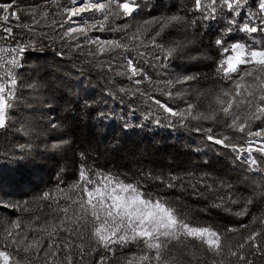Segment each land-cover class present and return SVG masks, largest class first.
Segmentation results:
<instances>
[{"label":"snow or ice","instance_id":"snow-or-ice-1","mask_svg":"<svg viewBox=\"0 0 264 264\" xmlns=\"http://www.w3.org/2000/svg\"><path fill=\"white\" fill-rule=\"evenodd\" d=\"M57 9L51 23L64 29L62 38L79 41L83 38L95 46L92 55L115 53L122 57L118 75L131 80L134 85L147 82L148 89L137 87L139 94L152 101L168 119L179 118L181 121L192 118L207 121L210 125H219L217 132L213 126L198 127L197 131L206 133L205 139L228 149L232 154L229 167L239 175L230 180L217 173L208 159L201 162H189L184 168L167 175L153 177L151 173L141 180L159 181L167 190H177L180 196L168 199L163 193L153 192L141 180L129 179L127 176L104 172L87 163V157L81 161L77 179L68 189L59 184L54 191L44 192L40 200L50 201L47 205L49 217L42 224L40 216H34L24 222L20 218L12 221L10 226L0 231V264H32L31 260L22 262L9 251L14 247L17 252L32 253L42 260V264H85V257H90L87 264H108L111 259L104 253L116 257L117 250L135 247L143 254L131 257L121 255L117 259L124 264H171L165 259V253L171 246L189 247L188 255L193 256L198 249L210 253L212 264H225L224 256L235 258L246 264H254L250 257L264 258V0H193L190 11L200 14L204 21L217 19L218 13L226 15L223 30H218L214 40L219 57L215 60L213 73L208 79L216 84V90L209 88L207 94L211 101L203 111H196L198 103H187V107L174 109L157 99L152 93L160 91L169 97H181L182 90L171 89L177 84H188L197 80L196 75L176 76L175 79L154 80L146 69L137 65L133 58L124 53H131L140 46L161 49L153 55L162 69L169 68L165 61L170 60L177 49L184 45L173 42L166 47V31L176 24H196L187 14L160 15L144 21L135 27L128 39L132 45L120 39H100L91 37L94 31H119L127 33L129 24L113 26L112 21L132 17L140 9L137 0H49ZM41 5L25 13L32 23H20L19 12L22 11L15 0L0 2V129L10 124L12 111L16 106L20 70L24 67V55L30 44L23 43L14 34L13 27L27 28L34 32V25L41 19L47 21L49 11H40ZM39 15L40 19H37ZM59 16L60 19H56ZM111 18V19H110ZM10 20L16 21L13 26ZM68 25L67 27H65ZM146 25L155 28L149 34ZM243 34L237 36L234 34ZM159 38V39H158ZM145 40L147 43H145ZM138 42V43H137ZM75 47L79 48L77 43ZM63 55V53H60ZM141 57L148 53H139ZM115 59V57H113ZM156 67V64H150ZM111 70V68L109 69ZM157 75L167 76L162 72ZM136 77H140L136 79ZM163 84V89L158 85ZM31 87V85H29ZM121 92L129 89L120 88ZM198 93L197 96H204ZM243 109V110H242ZM155 123L159 124L160 119ZM129 125L125 124V127ZM255 126V130H253ZM223 129H229L241 135H225ZM67 143V141H63ZM195 151L200 152L197 148ZM259 154V156L254 155ZM208 155L207 152L204 153ZM83 157L84 154L81 153ZM237 184L243 187H237ZM69 193H75L71 195ZM190 193L198 201H204L212 207L231 208L238 204V216H249L251 225L260 224L236 245H225L223 240L228 233H236L240 228L230 227L224 231L213 227L192 214L191 208L184 203V194ZM245 193L247 195H245ZM69 201L61 206V200ZM28 201L20 207L24 212L30 211ZM76 206L75 212L71 209ZM251 210V211H250ZM259 214H255V213ZM250 225H241L248 228ZM23 227L24 233L20 232ZM90 233V239L84 243V231ZM28 233H38L29 237ZM61 233H64L61 236ZM16 237H20L19 240ZM45 240L47 244L45 245ZM247 249V252L245 251ZM103 250V251H102ZM100 253L99 256L96 254ZM250 254V255H249ZM201 264H203V258Z\"/></svg>","mask_w":264,"mask_h":264},{"label":"trees","instance_id":"trees-1","mask_svg":"<svg viewBox=\"0 0 264 264\" xmlns=\"http://www.w3.org/2000/svg\"><path fill=\"white\" fill-rule=\"evenodd\" d=\"M0 2L8 3L9 0ZM15 2L22 9L19 12L22 24L32 23L31 17L25 13L37 5L42 6L40 11L48 10L49 17L47 21L41 19L39 25H34V32L27 28H16V21L10 20L17 38L31 47L24 55L18 98L10 124L6 129H0V231L10 226L17 218L28 222L34 216H40L37 224L48 220L49 217L45 213L49 211L47 205L50 201L40 200L39 197L44 192L54 191L58 184L61 188L68 189L77 179L84 157H87V163L96 169L135 180H141L149 173L153 177L167 175L184 168L189 162L199 163L202 159H208L213 164L214 171L230 180L239 175L229 167L232 156L230 151L207 141L206 133L196 130L198 127L213 126L214 132H217L219 125H210L207 121H196L192 118L183 121L176 117L166 118L167 114L152 101L146 100L138 93L133 95L137 87L148 89L147 82L137 86L117 74L123 71L120 67L122 57L115 53L92 55L95 52L94 45L87 43L83 38L79 41H68L67 38H62L63 28L58 25L47 26L57 11L49 0ZM137 2L141 7L132 17L112 21L113 26L131 25L127 33L94 31L89 35L104 40L125 37L122 42L132 45L128 36L144 21L171 14H187L189 21L195 18V25L176 24L166 31V47L171 46L173 42L184 45L177 49L170 60L165 61L169 68H160L158 62L152 58L153 55L159 54L163 59L164 52L161 49L140 46L124 55L130 56L137 65L144 67L154 80L196 75L197 80L188 84H177L171 89L173 92L182 90V98H169L160 91L152 94L174 109L185 108L187 103L191 102L198 103L196 111H203L211 101L207 89L216 90L215 82L207 77L212 75L215 60L219 57L214 40L218 36V30L222 31L226 24V15L218 13L217 19L204 21L199 13L190 11L193 0ZM37 19H40L39 15ZM56 19L59 20L60 17L56 16ZM145 27L150 30L149 34L155 31L151 25ZM77 43L80 44L79 48L75 47ZM139 53L148 55L141 57ZM150 64L157 66L151 67ZM165 71L167 76L157 75ZM158 87L163 89L165 86L160 84ZM120 88L129 91L121 92ZM201 92L205 95L198 97L197 94ZM156 119H160L159 124L155 123ZM125 124L129 126L125 127ZM223 133L231 136L241 135L229 129H223ZM197 148L201 151H195ZM205 152L208 153L207 156L204 155ZM81 153L84 154L83 157ZM141 182L153 192L163 193L168 199L181 195L177 190L165 189L163 184L156 180ZM237 187L243 186L237 184ZM184 196V203L199 219L220 231L230 227L240 228L239 232L228 233L223 240L225 245L231 244L234 249L254 228L260 227L259 223L251 225L249 216L236 215L240 209L238 204L232 205L229 210L198 201L190 193H185ZM24 201H28L27 207L30 211L24 212L17 207ZM68 203L69 201L63 199L60 201L61 206ZM75 210L74 205L71 211ZM245 224L250 226L241 228V225ZM20 232L24 233L23 227ZM28 235L31 237L40 234ZM63 235L64 233H61V236ZM83 235L84 243H87L90 233L85 230ZM16 239L19 240L20 237ZM9 251L22 262L31 260L32 264H42L41 259L32 253H24L22 249L17 252L11 247ZM245 251L247 252V249ZM133 252L137 256L143 254L134 246L123 252L118 249L116 257H112L111 253L104 254L111 257L108 264H124L123 260L117 258L121 255L131 257ZM188 252L187 245H173L171 250L165 253V259L170 260L171 264H201L200 258H203V264H212L213 259H219L198 249L194 254L197 258L194 260ZM96 255L99 256L100 253ZM250 258L254 264H264V258ZM89 259L91 258L85 257V264ZM223 259L225 264H237L235 258L224 256ZM92 264H95V260ZM239 264L246 262L240 261Z\"/></svg>","mask_w":264,"mask_h":264},{"label":"rangeland","instance_id":"rangeland-1","mask_svg":"<svg viewBox=\"0 0 264 264\" xmlns=\"http://www.w3.org/2000/svg\"><path fill=\"white\" fill-rule=\"evenodd\" d=\"M97 32H99V31H95V33H97ZM254 155H256V154L254 153Z\"/></svg>","mask_w":264,"mask_h":264}]
</instances>
